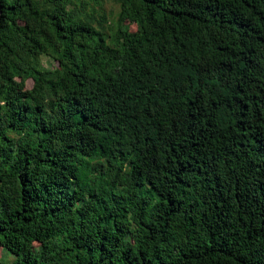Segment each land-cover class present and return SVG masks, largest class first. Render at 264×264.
<instances>
[{"label": "trees", "instance_id": "16d2710c", "mask_svg": "<svg viewBox=\"0 0 264 264\" xmlns=\"http://www.w3.org/2000/svg\"><path fill=\"white\" fill-rule=\"evenodd\" d=\"M117 3L0 0V264H264V0Z\"/></svg>", "mask_w": 264, "mask_h": 264}, {"label": "rangeland", "instance_id": "374dc122", "mask_svg": "<svg viewBox=\"0 0 264 264\" xmlns=\"http://www.w3.org/2000/svg\"><path fill=\"white\" fill-rule=\"evenodd\" d=\"M101 9L104 11V13L108 17V25L113 26L116 22L117 12L119 10L117 0H101ZM131 28H134V25H131ZM43 62L45 65H47L46 58L43 57ZM27 87L31 86V82H26ZM5 257L6 259H11L10 255H6L2 249L0 248V257Z\"/></svg>", "mask_w": 264, "mask_h": 264}]
</instances>
